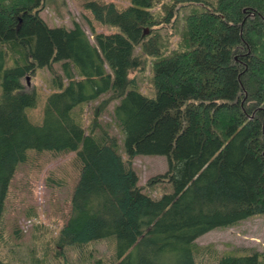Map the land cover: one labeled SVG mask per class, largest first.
<instances>
[{
  "label": "trees",
  "instance_id": "trees-1",
  "mask_svg": "<svg viewBox=\"0 0 264 264\" xmlns=\"http://www.w3.org/2000/svg\"><path fill=\"white\" fill-rule=\"evenodd\" d=\"M44 2L0 0V240L9 183L29 151L75 153L78 179L56 244L116 241L109 263L87 264H200L197 237L264 214V0H130L123 9L87 1L98 23L116 28L92 30L94 42L76 22L49 26ZM182 8L171 47L164 30ZM149 57L154 97L131 76ZM39 67L54 88L34 124L27 110L37 94L22 79ZM97 100L85 124L84 105ZM114 100L126 158L99 121ZM137 155L166 156L168 169L148 185L169 182L171 192L154 198L139 185ZM205 264H264V254Z\"/></svg>",
  "mask_w": 264,
  "mask_h": 264
},
{
  "label": "rangeland",
  "instance_id": "rangeland-1",
  "mask_svg": "<svg viewBox=\"0 0 264 264\" xmlns=\"http://www.w3.org/2000/svg\"><path fill=\"white\" fill-rule=\"evenodd\" d=\"M92 0H45L39 12L40 16L51 26L63 25L67 28L78 23L88 34L91 42L92 30L109 33L116 28L98 23L91 12L84 8V3ZM113 2L123 9L130 0H93ZM183 9L171 27L167 23L165 38L167 44L175 47L183 29ZM187 11V9H184ZM170 27V28H169ZM162 32V34H164ZM171 43V44H170ZM170 52V47L165 49ZM136 54L140 49H136ZM143 72H133L140 90L148 97L155 96L152 84L153 58H147ZM54 71L61 73V63L52 65ZM53 74L47 67H39L32 74L22 79L24 89L37 94V105L28 109L29 119L39 124L46 95L53 90ZM105 94L102 97H106ZM99 98V100H100ZM84 105V121L91 120L94 105L99 101ZM116 101H112L99 116V121L111 135L117 137L119 149L124 158L122 134L111 119V112ZM132 166L139 178V185L154 198L171 192L169 182L159 181L148 185V180L163 174L168 169L164 155H137ZM79 163L74 152L53 153L29 151L27 159L20 163L9 183L2 212L3 236L0 240V258L8 264H87L97 259L110 262L116 252L114 237L93 240L81 245L58 246L56 238L60 227L70 213V197L78 179ZM198 249L196 261L205 264L214 261L224 253L248 254L254 251L264 254V214L247 217L228 227H217L195 239Z\"/></svg>",
  "mask_w": 264,
  "mask_h": 264
},
{
  "label": "water",
  "instance_id": "water-1",
  "mask_svg": "<svg viewBox=\"0 0 264 264\" xmlns=\"http://www.w3.org/2000/svg\"><path fill=\"white\" fill-rule=\"evenodd\" d=\"M145 32H147V30H145Z\"/></svg>",
  "mask_w": 264,
  "mask_h": 264
}]
</instances>
